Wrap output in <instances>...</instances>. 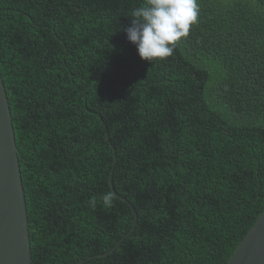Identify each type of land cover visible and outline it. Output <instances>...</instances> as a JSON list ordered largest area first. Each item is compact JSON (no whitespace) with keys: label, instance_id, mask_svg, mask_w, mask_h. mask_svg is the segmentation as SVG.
<instances>
[{"label":"trees","instance_id":"1","mask_svg":"<svg viewBox=\"0 0 264 264\" xmlns=\"http://www.w3.org/2000/svg\"><path fill=\"white\" fill-rule=\"evenodd\" d=\"M143 3L0 0L33 264H226L264 211V0H198L153 63Z\"/></svg>","mask_w":264,"mask_h":264},{"label":"water","instance_id":"2","mask_svg":"<svg viewBox=\"0 0 264 264\" xmlns=\"http://www.w3.org/2000/svg\"><path fill=\"white\" fill-rule=\"evenodd\" d=\"M113 193V178L110 179ZM134 210V206L129 203ZM135 222L127 236L134 228ZM108 252L94 255L106 256ZM94 256H90L92 258ZM82 259L75 264H82ZM0 264H33L29 219L15 128L8 93L0 70ZM226 264H264V211L234 250Z\"/></svg>","mask_w":264,"mask_h":264},{"label":"clouds","instance_id":"3","mask_svg":"<svg viewBox=\"0 0 264 264\" xmlns=\"http://www.w3.org/2000/svg\"><path fill=\"white\" fill-rule=\"evenodd\" d=\"M198 0H144L131 11L127 38L137 47L138 55L150 62L171 56L177 43L189 35L198 22ZM105 206H112L114 194H102ZM96 199L89 201L96 206Z\"/></svg>","mask_w":264,"mask_h":264}]
</instances>
